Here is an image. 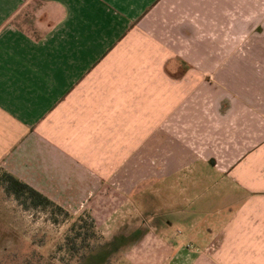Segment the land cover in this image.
I'll list each match as a JSON object with an SVG mask.
<instances>
[{
	"label": "crops",
	"instance_id": "obj_1",
	"mask_svg": "<svg viewBox=\"0 0 264 264\" xmlns=\"http://www.w3.org/2000/svg\"><path fill=\"white\" fill-rule=\"evenodd\" d=\"M132 164L145 256L264 264V0H0V169L67 210Z\"/></svg>",
	"mask_w": 264,
	"mask_h": 264
},
{
	"label": "rangeland",
	"instance_id": "obj_2",
	"mask_svg": "<svg viewBox=\"0 0 264 264\" xmlns=\"http://www.w3.org/2000/svg\"><path fill=\"white\" fill-rule=\"evenodd\" d=\"M195 29L201 30L197 21ZM260 29L258 26L257 30ZM153 167L148 164V175L154 173ZM131 172L130 180L126 181L124 187L126 193L131 190L129 193L121 190L110 195L106 188H99L100 191L81 197L69 206L67 210L71 216L63 217L55 213L57 222H53L49 209L25 208L0 186V264H74L70 260L73 257L65 248L64 239L69 233L71 221L80 214L93 220L100 235L95 241H100L105 245L103 249L110 253L109 264H165V259L154 260L145 256L144 245L140 246L139 242L159 231V227L150 230L149 226L168 225L166 220L171 212L167 211V206L170 205L164 204L161 199L156 200L153 178H147L139 185L137 164L131 165ZM120 187L123 188L122 185ZM141 187L143 191L140 193ZM166 192L170 194V190ZM145 209L158 212L146 215L143 212ZM142 218L146 220L147 227ZM148 247H152V251L154 244H148ZM94 256L90 260H94Z\"/></svg>",
	"mask_w": 264,
	"mask_h": 264
},
{
	"label": "trees",
	"instance_id": "obj_3",
	"mask_svg": "<svg viewBox=\"0 0 264 264\" xmlns=\"http://www.w3.org/2000/svg\"><path fill=\"white\" fill-rule=\"evenodd\" d=\"M0 186L5 193L12 195L25 208L41 207L49 209L53 215V222L58 221L54 217L55 213L63 217L71 216L64 207L3 169H0ZM89 218H86L84 214L77 215L69 225V233L64 239V245L70 254L69 256L73 257L70 260L74 264H109L108 256L110 253L103 249L105 245L101 244L100 241H95L98 240L100 235L94 227L93 220L91 217ZM91 256H94V260H90Z\"/></svg>",
	"mask_w": 264,
	"mask_h": 264
}]
</instances>
